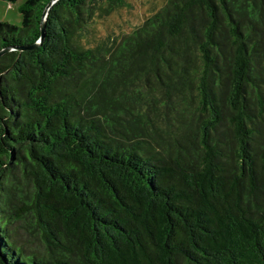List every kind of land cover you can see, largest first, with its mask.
<instances>
[{
    "label": "trees",
    "instance_id": "trees-1",
    "mask_svg": "<svg viewBox=\"0 0 264 264\" xmlns=\"http://www.w3.org/2000/svg\"><path fill=\"white\" fill-rule=\"evenodd\" d=\"M50 1L0 21V264H264V0H58L17 50Z\"/></svg>",
    "mask_w": 264,
    "mask_h": 264
},
{
    "label": "rangeland",
    "instance_id": "rangeland-1",
    "mask_svg": "<svg viewBox=\"0 0 264 264\" xmlns=\"http://www.w3.org/2000/svg\"><path fill=\"white\" fill-rule=\"evenodd\" d=\"M26 0H19L13 4L4 2L0 0V21L9 23L11 25L20 27L21 26V15H20V9L22 5L24 4ZM149 3L147 4V2ZM127 0L129 4L132 5L133 12L129 13L126 9H124L119 15L113 16L110 20V22L107 24L109 28H116L117 25H123L126 27L128 23H124V21H131L133 23L134 17L137 13L144 15L148 14L149 11L152 9V5L158 6L160 4V0ZM145 3V4H144ZM124 23V24H123ZM130 23V22H129ZM257 84L260 85V91L262 94H264V81L259 82L258 80ZM17 233L25 239V242L23 243V246L26 250H40L38 248V245L35 242H27L24 232L21 229H16ZM22 234H21V232Z\"/></svg>",
    "mask_w": 264,
    "mask_h": 264
},
{
    "label": "water",
    "instance_id": "water-1",
    "mask_svg": "<svg viewBox=\"0 0 264 264\" xmlns=\"http://www.w3.org/2000/svg\"><path fill=\"white\" fill-rule=\"evenodd\" d=\"M56 1H58V0H52V1H50L49 4L46 6V8L44 10V13H43V16H42V20H41V24H40V30H41V37H40V39L35 44H33L31 46H28V47H25V48H19L17 50H19V51H23V50H33V49H36L38 46H40V44L42 42V39H43V35H44L46 17L48 15V12H49L50 8L55 4ZM14 50H15V48H5V49H3V50L0 51V56H2L5 53L12 52Z\"/></svg>",
    "mask_w": 264,
    "mask_h": 264
}]
</instances>
